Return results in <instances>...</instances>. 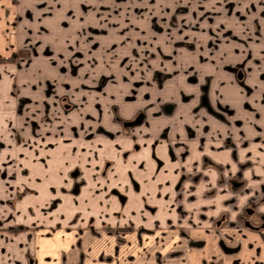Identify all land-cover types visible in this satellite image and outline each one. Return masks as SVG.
I'll use <instances>...</instances> for the list:
<instances>
[{
    "label": "rangeland",
    "instance_id": "1",
    "mask_svg": "<svg viewBox=\"0 0 264 264\" xmlns=\"http://www.w3.org/2000/svg\"><path fill=\"white\" fill-rule=\"evenodd\" d=\"M13 5L0 18V44L9 39L15 50L24 48L12 55L26 53L12 61L0 56V179L6 184L8 173L13 181L27 175L16 153L30 143L36 144L34 168L62 170L75 161L71 136L106 145L141 126L153 132L138 144H162L171 155L173 143L185 138L198 146L221 142L223 164L206 155L204 164L229 173L243 190L252 168L264 166V134H252L255 120L264 118V0H13ZM138 113L144 115L140 125L123 127ZM174 124L183 133L169 132ZM26 181L38 186L37 180ZM48 183L54 192L59 182ZM0 200L3 206L13 203L8 196ZM71 203L86 211L94 202L89 194ZM136 206L134 201L119 216L133 214Z\"/></svg>",
    "mask_w": 264,
    "mask_h": 264
},
{
    "label": "crops",
    "instance_id": "2",
    "mask_svg": "<svg viewBox=\"0 0 264 264\" xmlns=\"http://www.w3.org/2000/svg\"><path fill=\"white\" fill-rule=\"evenodd\" d=\"M12 9L13 0H0L1 19ZM10 46L12 50L0 56L8 58L24 49L15 50L6 39L0 52ZM260 118L252 130L259 136L264 134ZM178 126L169 132H182ZM149 132L152 127L141 126L131 137L106 145L85 141L81 134L71 136L75 161L64 163L62 170L34 168L36 144L19 150L16 154L23 156L27 175L13 181L8 173V184L0 179V198L13 200L0 204V264H264V166L257 163L252 168L250 184L243 190L229 173L204 164L205 155L223 164L221 142L198 146L185 138L179 142L182 145L173 143L172 155L162 144L140 143L135 148ZM151 152L158 155L156 161ZM70 168L71 177H66ZM117 171H121L118 177ZM181 175L186 177L177 186ZM27 179L37 180L38 186ZM50 181L59 182L54 192L47 188ZM74 181L77 192L72 190ZM89 194L94 202L91 210L71 203ZM134 201L135 212L119 216L118 211Z\"/></svg>",
    "mask_w": 264,
    "mask_h": 264
},
{
    "label": "flooded vegetation",
    "instance_id": "3",
    "mask_svg": "<svg viewBox=\"0 0 264 264\" xmlns=\"http://www.w3.org/2000/svg\"><path fill=\"white\" fill-rule=\"evenodd\" d=\"M163 110H164L165 112H170V111L172 110L171 105H169V104H165L164 107H163ZM139 116H141L140 122L135 123V124L128 125L129 122H133V121L136 120ZM143 119H144V115H143L142 113H138V114L136 115V117H135L132 121H129V122H123L122 125H123V127H125V128H129V127L137 126V125H140V124L142 123ZM136 144H137V143H136ZM134 145H135V144H134ZM134 147H135V148H136V147H139V144H138V146L135 145ZM74 172H77V170H73V171L71 172V175H72ZM72 176H73V175H72ZM184 178H185L184 175H181V176H180V178H179V182L177 183V186H179V184H181V182H182V180H183ZM233 183L236 184L237 182H235V180H234ZM75 185L78 186V184H75V183H74L73 189L75 188ZM73 189H72V190H73ZM77 191H78V189H77ZM114 192H115L120 198H123L122 195H120L119 192H118L117 190H114Z\"/></svg>",
    "mask_w": 264,
    "mask_h": 264
},
{
    "label": "water",
    "instance_id": "4",
    "mask_svg": "<svg viewBox=\"0 0 264 264\" xmlns=\"http://www.w3.org/2000/svg\"><path fill=\"white\" fill-rule=\"evenodd\" d=\"M140 119H141V116H139L136 120H134L133 122H129L128 125H131V124H135V123H138L140 122ZM77 174V172H74L72 175L75 176ZM77 189H78V186L75 185V188L73 189V192H77ZM123 198H121L122 200ZM248 225V224H247Z\"/></svg>",
    "mask_w": 264,
    "mask_h": 264
},
{
    "label": "trees",
    "instance_id": "5",
    "mask_svg": "<svg viewBox=\"0 0 264 264\" xmlns=\"http://www.w3.org/2000/svg\"><path fill=\"white\" fill-rule=\"evenodd\" d=\"M22 53H26L25 51H19L18 54L12 55L8 58V60H15L17 56L22 55Z\"/></svg>",
    "mask_w": 264,
    "mask_h": 264
}]
</instances>
